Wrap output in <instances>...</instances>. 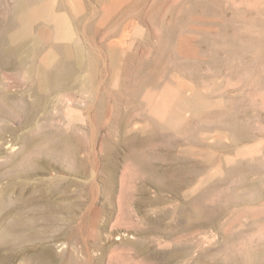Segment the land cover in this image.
Instances as JSON below:
<instances>
[{
    "label": "rangeland",
    "instance_id": "obj_1",
    "mask_svg": "<svg viewBox=\"0 0 264 264\" xmlns=\"http://www.w3.org/2000/svg\"><path fill=\"white\" fill-rule=\"evenodd\" d=\"M214 1H208L210 9L203 13L198 6L201 0H176L175 3L174 0H138L134 7L125 9L126 11L112 18L120 20L123 15L121 20H124V23L128 20L137 21L134 32L125 39L128 45H125L126 49L128 53L136 54V62L144 51H150L152 55L149 52L150 55L146 53V57L156 62L159 70H164V73L163 70L161 72L164 75L171 65L168 64L169 56L172 55L171 52L168 53L170 47L176 49L180 45L183 31L191 30L205 39L216 35L220 42L230 35V39L234 38L240 43V48L230 45L231 52L237 48L242 51L236 55L204 47V58L207 61L220 59V67L213 70L202 65L201 76L205 78H198V83L192 82L183 74L172 72L175 77H172L171 85L175 86L174 80L179 79L192 86L200 95L213 93L212 109L222 113V117L230 116V122L237 125L239 134L238 137L230 131L229 136L223 130L212 133L217 136L215 154L221 164L216 169L217 177L214 179L220 192L216 197H210L216 202L208 204L209 207H225L230 204V207L229 214H223L225 218L211 227L201 229L200 232H207V238L210 234L214 236L206 239L200 245V250L214 251L224 247L230 240L233 249L249 247L264 253V206L259 205L264 204V37L261 38L258 32L264 25V0ZM81 4L86 7L88 13L91 12L89 15L93 12V18L99 15L100 11L94 8L92 1L81 0ZM90 4L93 5L94 11L91 8L88 10ZM124 7L125 3L118 4L116 11H121ZM126 12L127 16H124ZM136 16L139 18L135 19ZM215 21L227 23L229 28L220 27L213 31L210 24ZM199 22H203L201 25L204 29H201ZM205 22L209 26L207 23L205 25ZM170 31L174 32L167 40L166 34ZM248 31L251 33H247ZM120 37L118 35V38ZM196 39L194 38V43ZM148 44H151L149 50L146 47ZM158 46L165 50L169 47V50L158 51ZM93 59L99 60L103 68L104 57L96 55ZM189 62L194 63V59H189ZM118 68H122V65ZM114 80L116 82V78L111 82L113 85ZM112 87L113 90H121V87ZM123 96L125 97V92ZM141 104L144 108L143 116L108 115L102 117L103 125L96 129H93L90 117L86 119L89 121L87 126L80 121V117L66 118L64 122L70 124L68 129L62 128L63 122H54L59 126L60 134L73 132L77 136L88 138L84 143L88 157L85 161L87 172L92 175L94 173V185L88 181L87 192L90 193L86 195L87 198L90 196V202L100 208V218L81 216L80 212L66 210L72 207L73 202L65 201L61 197L53 198L58 204L57 212L35 216L16 212V209L21 208L22 200L30 194H34L36 199H41L55 182L63 180L61 183H55L62 190L65 182L81 179L72 174L67 160L58 159L53 151L36 154L34 143L24 154L34 158L32 167H12L4 163L0 165V244L6 242L2 240V235H10L7 247L0 248V264H184L181 252L184 247H192L194 243L193 239H190L193 234L187 238L181 236L180 230L189 221L185 220L183 214L197 215L198 203L192 202L193 196L187 195L183 189L178 192V186L176 191L171 193L149 181L147 173L136 167H129L131 163L128 156L133 150L146 162L149 155L155 152L160 154V160L154 162L161 170L188 167L195 161L191 154L197 150L193 141L194 129L190 126L191 121L188 124L171 120V117H146L148 110L143 99H137L131 107ZM117 108L119 112L128 110L124 104L118 105ZM47 119V123L53 124L49 117ZM43 120L44 117H34L30 125L22 123L21 118L9 121V130L3 133L7 142L0 153L13 151L10 153V156H14L10 157L12 163V159L18 158L24 151V136L31 134V131L35 136L55 130V124L38 128ZM153 130L160 138L168 139L170 147L163 144L151 145L149 139ZM103 139L107 142L105 147L100 145ZM128 141L135 143L133 149L128 146ZM140 142L142 143L139 144ZM7 146H11V150ZM226 158L230 159L229 163L225 162ZM240 165L245 166L242 173L233 172L229 178L223 174L225 169ZM110 178L113 179L111 182ZM250 193H255V196ZM226 194H230V202L225 201L228 196ZM39 204L40 208L44 209L43 201L38 202ZM26 211L27 209L24 212ZM19 220L28 222L31 228H19L18 225L12 229L8 228L9 224ZM228 220L230 227L221 230V225L226 224ZM122 235L123 239L116 240L117 236ZM129 236H132L133 240ZM64 242L68 248L59 251L58 245ZM122 242L139 244L127 247L121 245ZM209 257L210 255H205L206 260H209Z\"/></svg>",
    "mask_w": 264,
    "mask_h": 264
},
{
    "label": "bare ground",
    "instance_id": "obj_2",
    "mask_svg": "<svg viewBox=\"0 0 264 264\" xmlns=\"http://www.w3.org/2000/svg\"><path fill=\"white\" fill-rule=\"evenodd\" d=\"M90 1L94 8L96 7L97 11L98 9L100 11L98 16L97 13L95 14L96 18L91 16L93 12L89 15L91 12L86 11L81 0H0V16L3 15L2 21H0V150L7 142L3 133L9 130V121L21 118L22 123L30 125L34 117H44L43 123L37 126L41 128L50 124L47 123V117H49L53 122L52 126L55 121L63 122L62 125L60 124L62 128L68 129L70 124L64 122L66 118L80 117V121L86 124L89 122L86 119L90 117L93 129H96L103 125L102 117H108V115L112 117L143 116L142 104L131 107L134 101L143 99L148 110L146 117H171V120L188 124L191 121L190 126L194 129L193 141L197 150L191 154L195 161L188 167L180 166L175 169L171 167L161 170L154 162L160 160V154L155 152L149 155V160L146 162L133 150L128 156L131 163L129 167H136L147 173L149 181L171 193L176 191L178 186V192L183 189L187 195L193 196L192 202L198 203L197 215L183 214L182 212L183 217H186L185 220L189 221L180 230L181 236L187 238L188 235L193 234L190 239H193L194 243L192 247H184L181 252L184 264H250L252 262L264 264V253L249 247L233 249L230 240L224 247H219L214 251L202 252L200 250V245L206 239L214 236L210 234L207 238L205 236L207 232H200L201 229L211 227L225 218L224 215L227 212L229 214L228 208L230 207V204L225 207H209L210 204L216 202L210 197H216L220 192L214 179L217 177L216 169L221 164L215 154L217 136L212 133L216 130H223L229 136L230 131L237 136L239 134L237 125L230 122V116L222 117V113L212 109L213 93L200 95L194 91L192 86L186 85L185 81L179 79L174 80L175 86L171 85L172 77H175L172 72L183 74L192 82L198 83L199 81H196L198 78L201 80L205 78L201 76L202 65L213 70L220 67V59L207 61L204 58L206 55L204 47L209 50L212 48L224 50L226 54L234 53L236 55L242 51L237 48L231 52L230 45L233 48H240V43L234 38L230 39V35L225 36L226 39L220 42L218 38L216 39V35H213L211 39H205L202 35L191 30L183 31L182 41L176 49L170 47L169 50L168 47L165 50L160 46L157 47L158 51L163 49L164 52L169 50L168 53H172L171 56L168 54L170 60L167 59L169 60L168 64L172 66L166 67L167 74L164 75V70L160 71L157 63L146 57L147 54H151L150 51V54L144 51L137 62L135 61L136 54L128 53L125 39L133 31L137 21L128 20L124 23V20H121L123 15L122 17L118 16L121 17L120 20L112 18L114 15L116 17L117 14L123 13L125 9L134 7L138 0ZM208 1L210 0H201L198 4L203 13L210 9ZM121 3H125V7L121 11H116V5ZM177 3L179 2L177 1ZM90 5L91 7H87L88 10L91 8L94 11L93 5ZM125 14L127 16V12L124 13V16ZM129 17L131 16L129 15ZM137 18L139 17L136 16L135 19ZM201 23L199 26L204 29ZM207 26H209L208 23ZM220 27L228 29L229 25L220 21L210 24L213 31H217ZM173 32L170 31L166 34L167 40ZM258 32L259 36L263 38L264 25ZM247 33H251V31ZM118 35L121 37L118 38ZM194 38H197L195 43ZM160 39L162 40V38ZM149 45L151 44L146 46L147 50L150 49ZM173 45L175 46V44ZM96 55L105 58V61L101 59L104 61L103 68L99 64V60L93 59ZM191 58L194 59V63L189 62ZM173 59L178 60L173 61ZM119 65H122V68H118ZM162 70L163 73H161ZM168 74L170 76H167ZM113 78H116L114 85L111 83ZM112 86L121 87V90H113ZM124 92L125 97L123 96ZM120 104H124L128 110L117 111ZM53 127L54 131L39 133L35 136L31 131V134L24 136L22 139L24 151L18 158L12 159V163L10 157L13 155L10 156V153L13 151L0 153V165L4 163L5 165L10 164L12 167H32L34 158L28 156L29 154H24L32 144L36 143L34 144L36 154H43L48 150L53 151L58 159L67 160L72 174L81 179L65 182L64 185L62 184V190L55 183H61L63 180L55 182L41 199H36L34 194H30L22 200L21 208L16 209V212L28 216L54 213L57 212L58 204L53 198L61 197L65 201L73 202L72 207L66 210L80 212L81 216H100V208L90 202V196L87 198V193H90L87 192L88 181L94 185V173L92 175L87 172L85 161V158L88 157L84 143L88 138L83 135L77 136L73 132L60 134L59 126L55 124ZM167 140L160 138L154 130L151 139H149L151 145L163 144L170 147L171 143ZM127 143L133 149L135 143L131 141ZM100 145L105 147L107 142L103 139ZM7 148L10 149L11 146H7ZM225 162L229 163L230 159L226 158ZM244 167V165H240L228 168L223 174L229 178L233 172L242 173ZM112 180L110 178V182ZM250 195L255 196V193H250ZM41 201L45 204L44 209L40 208V204L38 205V202ZM225 201L230 202V194L225 198ZM259 205L264 206L263 203ZM26 209L27 211L24 212ZM26 223L28 222L15 221L9 224L8 228L12 229L17 225L19 228H31V224L27 225ZM221 224L223 223L221 222ZM221 226V230L228 229L230 220ZM8 235H2V240H6V242L0 244L1 249L7 247V239L10 238ZM124 235L117 236L116 240L123 239ZM129 237L133 240L132 236ZM138 244V242L121 243L127 247H134ZM58 246L60 247L59 251L68 248L65 242ZM205 255H210L209 260L205 259Z\"/></svg>",
    "mask_w": 264,
    "mask_h": 264
}]
</instances>
